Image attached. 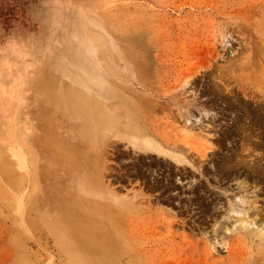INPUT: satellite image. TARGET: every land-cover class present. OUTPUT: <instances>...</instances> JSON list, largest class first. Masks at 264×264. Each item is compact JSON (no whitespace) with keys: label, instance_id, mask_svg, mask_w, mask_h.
I'll return each instance as SVG.
<instances>
[{"label":"rangeland","instance_id":"1","mask_svg":"<svg viewBox=\"0 0 264 264\" xmlns=\"http://www.w3.org/2000/svg\"><path fill=\"white\" fill-rule=\"evenodd\" d=\"M97 62L119 108L102 136L65 109L66 71ZM231 189L261 225L264 0H0V264H264Z\"/></svg>","mask_w":264,"mask_h":264},{"label":"bare ground","instance_id":"2","mask_svg":"<svg viewBox=\"0 0 264 264\" xmlns=\"http://www.w3.org/2000/svg\"><path fill=\"white\" fill-rule=\"evenodd\" d=\"M78 64L80 65L79 62H78ZM74 65L76 66V70L74 69V70L66 71L65 74L68 75V76H67V78H65V80L68 81L70 83V85L72 84L74 86L75 85L79 86L80 88H82V90H76L75 88L72 89L70 91V93H71L70 94V96H71L70 99L73 100V103L68 105V106H65V109H67V113L70 115V117H72L71 120H73V121L77 120V122H73L72 124H70L71 125L70 127L74 131H76L77 128L82 130L83 126L81 127L80 124L78 125V120L79 119H85V122H87V124H84L85 125L84 127H86V129H87L88 125L92 124L95 128H97L100 136L105 135L106 132L107 133L108 132H111V133L115 132L116 128H115L114 123H113L114 122V120H113V114L114 113L112 111H113V109L117 110L119 108H118V105L114 106L113 105L114 102H111V95H110V92L108 91V88L106 87V84L110 80L107 77L108 74L104 71L105 69H103L101 67L100 63L97 62L96 63V67H94V70L90 71V70H88L86 68V70L84 69V71H82L83 70V68H82L81 70H79V71H81V73H80V72L77 71L78 65L77 64H74ZM47 79H48V83H47L48 86L49 85H51V86L59 85V84L65 82V80H64V78L62 76L60 78H57V77H54V76H49ZM57 79H59V81ZM60 79L62 80V82H61ZM20 90H21V87H18L16 95L19 94ZM93 94L95 95V98L93 97ZM24 95L25 94H22V95L20 94V96L22 98H23ZM19 101H21V100H19ZM57 105H60V104H57ZM87 108H93L92 109L93 113H92L91 109H87ZM19 110H20V108H19ZM68 110H70V111H68ZM74 110L77 113H79L81 117L79 115L76 116L74 114ZM83 110H85V111H83ZM188 116L192 117L193 114H191L188 111ZM89 121L91 123H89ZM92 125H90V126H92ZM19 126L22 129V133L19 136L20 137L19 139L21 140V138L25 137V134H26L25 131H26L27 125L25 123L22 124L20 122ZM55 131H57V130H55ZM141 139H142V137L138 138V140H140V141H141ZM150 140L152 142H150L148 144L149 145L152 144L151 147L152 146L153 147L151 148V150L150 149H145V151H146L145 154L157 155L160 158H164L166 160L171 161L172 163H174L176 166H179V167H185V168L192 167V168H194V164L192 163V161L188 157H186V156L185 157H181V156H177L175 154H170V153L164 151L160 147V145H158L155 142H153L152 139H150ZM134 143L138 144L136 142H133V144ZM19 148L21 150L20 151V156L22 155V157H23L25 155L24 149L22 147H19ZM174 149L176 150V148H174ZM175 153H177V152H175ZM22 157H20V158H22ZM22 159L24 161V157ZM103 187H104V190L108 194H110V195L112 194V192H110L111 190L109 189V185L108 186H103ZM237 189H240V188H237ZM243 191H245V190H243ZM227 192H230L231 195L233 196V198L229 197V196H231L230 194L226 195V197H225L226 198L225 206H226V210H227V213H225V214H227L226 220H232L233 218H236V222H235L236 225L234 227V230L237 229L236 228L237 227V223L238 224L240 223L244 227V229L246 231V234L247 233H249V234L256 233L257 235L254 234L255 237L258 236L260 239H261V237L264 238V225H263V222H262V220H264V219L261 218V220H260L261 221V225H258L256 220L255 219H251L252 217L250 218V216H249V212H250L249 210H253V211L256 210L255 207H252L251 202L247 200V198H249V194L246 193L244 195L237 196L234 193V189L226 190L225 193H227ZM228 198H230V199H228ZM247 208H249V210ZM58 220L59 219L55 218V221H58ZM44 222H46V224L52 229H55V227L57 225H59V223L53 224L51 222V220H45ZM220 229H224V228L221 227V228L217 229L216 232L220 231ZM225 229H227V227ZM226 232H227V235H229V234H231L233 232V229H229V230L227 229ZM243 232H244V230H243ZM217 234H219V233H217ZM217 237H215L214 242L211 243L210 246H208V249H209L208 250V255H211V253L213 251L217 252L221 248H227L229 253H230L232 251V246L226 243V241H225L226 239L225 238L219 239ZM237 262H238V260H237Z\"/></svg>","mask_w":264,"mask_h":264},{"label":"crops","instance_id":"3","mask_svg":"<svg viewBox=\"0 0 264 264\" xmlns=\"http://www.w3.org/2000/svg\"><path fill=\"white\" fill-rule=\"evenodd\" d=\"M30 61V60H29ZM31 62V61H30ZM29 62V63H30ZM39 195H41L42 196V194H39ZM43 197H46L45 196V193L43 194ZM38 200H40V199H38ZM46 202L45 201H41V202H39L38 204L36 203V202H34V203H32V204H34V206H32V205H30V208L32 209L31 211L34 213V210L35 211H37V212H41V210H42V207L44 206L43 204H45ZM41 205H42V207H41ZM43 212V211H42Z\"/></svg>","mask_w":264,"mask_h":264}]
</instances>
